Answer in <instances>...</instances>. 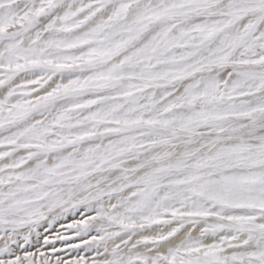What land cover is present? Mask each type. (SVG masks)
<instances>
[{
  "label": "snow or ice",
  "instance_id": "6c2138e0",
  "mask_svg": "<svg viewBox=\"0 0 264 264\" xmlns=\"http://www.w3.org/2000/svg\"><path fill=\"white\" fill-rule=\"evenodd\" d=\"M0 264H264V0H0Z\"/></svg>",
  "mask_w": 264,
  "mask_h": 264
}]
</instances>
